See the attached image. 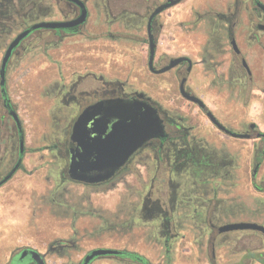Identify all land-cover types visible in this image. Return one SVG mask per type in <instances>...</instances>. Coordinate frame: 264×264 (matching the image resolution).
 Masks as SVG:
<instances>
[{
  "label": "flooded vegetation",
  "instance_id": "obj_1",
  "mask_svg": "<svg viewBox=\"0 0 264 264\" xmlns=\"http://www.w3.org/2000/svg\"><path fill=\"white\" fill-rule=\"evenodd\" d=\"M81 1L86 9L82 23L30 30L11 49L2 70L4 55L19 33L43 21L70 22L80 15L81 7L72 0H0V76L2 73L4 77L0 84V137L3 132L9 134L8 139L16 140V159L8 163V170L0 176V181L14 167L11 177L17 171L25 173L24 153L41 151L39 147L24 145L25 128L18 102L7 92V79L12 74L20 91L26 85L19 77H27L32 70L22 67L23 58L36 54L32 53L34 39H27L40 31L36 41L43 39V33L48 36L46 48L40 54L51 61L56 72L49 83V94L56 100L55 109H52L61 117L54 115L53 119L62 120L61 124L53 126L50 120L53 140L51 145L44 147L54 151L53 165L58 167L55 191L59 194L68 182L93 190H109L119 185L124 193L118 196L112 208L95 206L87 193L66 201L63 205L69 213L63 216L68 222L67 230L59 231L47 241L42 247L44 251L29 246L16 249L5 264H38L32 258V250L40 254L44 264H84L85 257L95 249L118 252L95 255L86 264H108L107 260H115L118 264H175L176 257L188 254L182 249H197L199 256L194 264H262L264 251L261 249H254L263 254L258 261L248 256L250 250L238 249L242 255L237 262H220L216 248L221 245L235 247L241 243L245 247L251 231L260 233L264 239V234L257 230H221L235 222H255L264 226L263 221L252 220L245 201L236 204L241 194L243 197L250 195L252 187L257 193H264V0H226L207 12L197 9L195 22L171 23L174 28L178 27L182 37L197 29L201 31L202 38L194 53L180 49L181 44L170 47L159 43L156 34L162 26L157 19L159 13L151 20L155 38L152 61L149 60L148 37H143L134 41L137 47L129 48L132 54L120 50L121 59L126 57L130 64L121 62L115 70L93 69L92 55L88 53L81 56L83 64L78 68L73 60L74 65L66 75L60 64L62 44L77 42L80 37L88 42L99 40L94 45L104 44L105 47L99 49L104 54L94 59L106 61L111 59L114 46L100 40L117 42L125 38L121 37L117 25L114 29L112 26L118 20L123 21L124 15L143 14L146 29L156 7L151 9L150 3L147 4L149 0ZM151 3L154 4V0ZM91 13L95 21L99 20L95 33L84 30ZM236 13L238 18L234 19ZM241 13L245 20L240 19ZM39 15L41 18L35 20ZM49 15L52 16L48 18ZM102 15H105L104 21ZM205 18L212 20L201 22ZM49 46L53 51L51 55ZM177 58L183 59L160 71ZM131 73L132 81L127 78ZM41 82L44 83L40 87L45 86L46 81ZM190 96L198 101L187 98ZM57 99L63 109L56 107ZM106 101H130L143 112L145 107L150 108L153 114L148 137L109 177L94 183L74 180L69 174L71 159L80 155L93 160L111 145L107 136L116 119L94 116L79 123V115L85 108ZM251 108L260 113L251 116ZM240 110H243L241 114ZM7 122H11L10 128ZM117 131L121 138L124 133ZM81 132L86 133V139L81 137ZM100 132L105 137L104 143L96 141ZM236 140L244 146L242 167L237 163L241 149L235 147ZM121 149L117 147L116 152ZM0 152H4L0 153L2 162L7 151L1 149ZM127 175H131V183L124 179ZM241 178L246 184L244 188L240 186ZM54 200L62 205L64 199ZM236 206H239L238 214ZM61 210L57 211L61 213ZM235 233L241 235L235 239ZM137 249H159L158 261L154 263ZM151 258L154 257L151 255ZM13 259H18V263H13Z\"/></svg>",
  "mask_w": 264,
  "mask_h": 264
},
{
  "label": "rangeland",
  "instance_id": "obj_2",
  "mask_svg": "<svg viewBox=\"0 0 264 264\" xmlns=\"http://www.w3.org/2000/svg\"><path fill=\"white\" fill-rule=\"evenodd\" d=\"M165 0H154V4L151 3V0L147 2L150 3L151 9L154 6L164 2ZM226 0H183L182 3L162 11L157 19L158 23L162 26L158 29V39L161 43H168L167 40L170 37V29L174 28L172 25L179 23L180 21L195 22V12L197 9H200L201 12H207L211 10V7L222 5ZM146 3V2H145ZM206 8L208 10H206ZM194 11V13H193ZM209 16H212L211 13H208ZM39 15L35 20L40 19ZM52 15H49L50 18ZM94 15L91 13V18L87 21V24L84 27V30L93 31L94 33L98 29L97 23L99 20L96 18L94 20ZM105 15H102L103 21ZM112 15H110L111 17ZM143 14H127L123 16V21L118 20L112 28L114 29L117 25V29L120 30L119 33H122L120 40L117 42H110L108 40H100L105 44H112L114 49L111 53V59L102 61L101 59L95 60L94 57L100 53L105 46H96L94 45L99 40L89 41L84 37H80V40L77 42L65 43L60 46L61 54V68L65 70V74L68 75L69 70H71L73 60L75 61V67L83 64L82 55L91 53L92 57V68L93 69H112L115 70L119 64H130L131 61L125 60L126 57L122 58L120 56V50H126L125 53L132 54L134 49L137 47L134 45V41L137 39H142L146 36V19L143 17ZM209 18V17H208ZM238 18V13L235 14L234 19ZM240 19L245 20L243 13L240 14ZM212 19H204L201 22L211 21ZM108 22L110 20L108 19ZM171 23H173L171 25ZM115 27V28H116ZM40 31L34 32L27 40L34 39L32 41V53H36L35 56L30 54L24 57L22 62V67L31 69L32 72L27 77H19L20 81H25V86L22 88V91L19 90L17 85H15L16 78L12 74L7 79V92L10 97L18 102V108L21 114V121L24 122V145L27 147H39L41 151L37 153H24L22 156V163L26 169L25 173L17 171L4 185L0 187V264H5L9 260V256L16 249L29 246L36 248L39 251H44L42 247L47 241H50L52 237L56 236L59 231L67 230V221L64 220V216L69 213L66 210V207L63 205L68 200H73L80 198L81 195L85 196L87 193L90 198L103 200L107 198L106 193L110 192V195L119 196L124 193V190L119 185L109 189H83L82 185L65 183L63 190L57 194L56 182L58 167L53 165L55 158L53 157L54 151H50L48 148H44L46 145H51L53 136L50 135L53 125L61 124L62 120L55 121L53 119L54 115L56 118L61 115L58 113L55 114V111L52 109L54 97L50 96L49 89L52 80L56 74L52 68L54 65L40 54L42 50L46 48L45 40L48 39V36L43 33V39L36 41L35 38ZM123 33L125 35L123 36ZM192 37L195 38V34L199 40L202 38L201 31L199 29L193 31ZM78 38V37H77ZM131 40V41H130ZM133 40V41H132ZM90 45H88V44ZM92 43V44H91ZM160 43V44H161ZM198 47V46H197ZM130 48V49H129ZM48 52L51 55L53 53L51 46L48 47ZM128 49V50H127ZM98 53V54H97ZM108 52V54H110ZM131 58V57H129ZM51 60V59H50ZM104 64L105 66H103ZM37 71V72H35ZM127 74V78L132 81L134 77ZM126 77V75L124 74ZM41 81H46L45 86L42 85ZM50 81V82H47ZM57 106L59 109L62 106L57 99ZM27 105L28 109L25 112L22 110L23 105ZM54 108V107H53ZM55 109V108H54ZM63 109V108H62ZM54 117V118H55ZM52 119V126L50 120ZM49 120V121H48ZM7 126L11 127V122L6 123ZM4 126V125H3ZM31 126V128H29ZM33 126V127H32ZM9 131V130H8ZM7 131V132H8ZM5 133V132H4ZM43 133V136H42ZM7 133L1 134L0 137V150H6V157L2 162L0 161V176L8 170V163L13 162L16 159V140L8 139ZM45 135V136H44ZM235 147H240L241 153L237 159V163L242 167L244 165L245 152L244 146L240 144L239 141H235ZM4 153V152H0ZM1 160V159H0ZM125 180L131 183L133 181L131 175H127ZM240 186L244 188L246 184L241 178ZM250 195L243 197L241 194L240 198H237L236 204L239 205L243 201L246 203V207L250 210L252 215V220L256 222H264V193H257L254 188H250ZM248 190V189H247ZM244 191V189L239 190ZM239 193V192H238ZM126 194V193H125ZM61 197L62 205L60 202L54 200L55 198ZM243 204V203H242ZM62 209L59 213L57 210ZM65 210V211H64ZM241 212L243 213V209ZM237 214L239 212V206H236ZM64 215V216H63ZM97 223V222H95ZM98 229V228H97ZM238 235L241 233H235L237 239ZM244 244H235L234 246L228 247V245H221L217 247V261L220 262H237L242 255L241 252H237L238 249H243ZM188 246L191 245L188 243ZM223 246V247H222ZM264 247V242H263ZM140 254H145L148 256L154 263L158 261L159 249H137ZM187 251L188 254L182 257H176L174 259L175 264H194L197 262L199 254H197V249H182ZM260 250V249H259ZM264 251V249H261ZM151 255L154 258H151ZM201 257V256H200ZM52 260L56 259L54 257H48ZM13 263H18V259H13ZM108 264H118L115 260H107ZM256 264V263H253Z\"/></svg>",
  "mask_w": 264,
  "mask_h": 264
},
{
  "label": "water",
  "instance_id": "obj_3",
  "mask_svg": "<svg viewBox=\"0 0 264 264\" xmlns=\"http://www.w3.org/2000/svg\"><path fill=\"white\" fill-rule=\"evenodd\" d=\"M72 1L76 2L81 7V13L77 18H75L70 22L43 21L34 24L29 29L19 33L12 41V43L9 45L4 55L2 61V70L8 59L11 49L30 30L39 27H44V28H53L56 26L69 27L82 23L86 17V9L81 0H72ZM180 1L181 0H166L161 4L157 5L154 8V10L151 12L146 26L147 37L149 41V60L152 61L155 51V38L153 33L151 32V20L157 14L177 4ZM181 59L183 58H177L172 60L168 66L162 68L160 71H165L173 67ZM3 81H4V77L3 74L1 73L0 84H3ZM187 98H190L193 101H198V99L193 96ZM149 110L151 109L145 107L144 112L142 110L138 111L136 107H134V105L130 103V101L127 102L106 101V102L96 103L85 108L83 112L79 115V123L81 124L86 118L94 117V116L99 117L101 119L114 118L116 120H115V124L113 125L110 131V134L107 136L111 141V145L109 146L108 149H106L105 152L96 155L95 159L93 160L91 158L85 159L80 155H77L76 158L71 159V163L69 166V174L71 178L84 183H94L109 177L110 174L113 173L115 168L120 164H122L128 158L132 150L138 147L139 144H141L142 141L148 137L149 133L147 132V130L149 129L150 126L152 127L151 117L153 114V113L151 114ZM13 118L17 122V125L20 127L18 118L15 113H13ZM117 129L121 131V134L124 133L123 136L121 135V138L120 137L118 138L120 133L117 131ZM82 134H80L81 137L86 139L87 137L86 133H84L83 135ZM96 137H97L96 141L99 142L100 140H102V143L105 142V137L104 138L102 137L101 132ZM102 146L103 145H101V147ZM117 147H119L120 149L123 147L120 150L121 152L118 153L116 152ZM22 148H23V140L21 139L20 151H22ZM109 149H112L113 152L110 151ZM101 150H104V148ZM15 169L16 167H14L10 171V173H8L0 181V184L5 182L7 179H9L11 175L14 173ZM234 229H241V230L252 229V230L260 231L264 234V226L255 222H235V223L227 224L221 228V230L224 231L234 230ZM30 252L32 253V258L34 261H36L38 264H44L42 257L37 251L32 250ZM117 252L118 251L115 249H95L85 257L84 264H86L95 255L106 254V253H117Z\"/></svg>",
  "mask_w": 264,
  "mask_h": 264
},
{
  "label": "crops",
  "instance_id": "obj_4",
  "mask_svg": "<svg viewBox=\"0 0 264 264\" xmlns=\"http://www.w3.org/2000/svg\"><path fill=\"white\" fill-rule=\"evenodd\" d=\"M178 31H179L178 30V27H175V28H171L170 29V37L167 40L168 43H166V44H169L170 47L171 46L173 47V45H175V44H181L180 49H185L188 53H194V51H195V49L197 47V44L200 43V40L198 39V37L196 36V34H195V38L194 37L191 38V36L194 34V33H192L193 32L192 31L191 33L187 34L185 37H182L181 35L178 34ZM159 43H161V41H159ZM162 44L163 43H161V45ZM192 75L194 76L195 73H193ZM254 103L255 102H253V104ZM27 105L25 104V105H23L24 107H22V110H24L25 112L28 109V106ZM242 112H243V110H240L239 111L240 114ZM250 113H251V116H254V115H258L260 112L257 111V110H255L254 108H251ZM29 128H31V126ZM107 191H109V190H107ZM106 196H107V198H104L103 200H98V199L92 198V201L94 202V205L95 206H102V207L112 208V206L116 202L115 200L118 197L117 196H114V195H110V192H107L106 193Z\"/></svg>",
  "mask_w": 264,
  "mask_h": 264
},
{
  "label": "trees",
  "instance_id": "obj_5",
  "mask_svg": "<svg viewBox=\"0 0 264 264\" xmlns=\"http://www.w3.org/2000/svg\"><path fill=\"white\" fill-rule=\"evenodd\" d=\"M249 241L248 243L245 245V247H243V249H248L250 250L248 256H250L252 258V260L256 259L257 261L260 259L261 256H263V254L261 253H256L254 251V249H264L263 247V237L260 233L251 231L248 238ZM244 244V243H243ZM262 264H264V260L262 259ZM253 264V263H252Z\"/></svg>",
  "mask_w": 264,
  "mask_h": 264
}]
</instances>
